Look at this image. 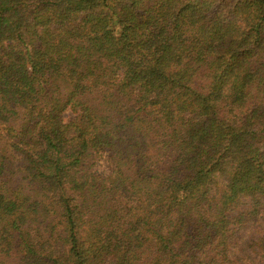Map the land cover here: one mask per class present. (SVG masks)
I'll use <instances>...</instances> for the list:
<instances>
[{
	"label": "trees",
	"instance_id": "1",
	"mask_svg": "<svg viewBox=\"0 0 264 264\" xmlns=\"http://www.w3.org/2000/svg\"><path fill=\"white\" fill-rule=\"evenodd\" d=\"M0 264H264V0H0Z\"/></svg>",
	"mask_w": 264,
	"mask_h": 264
},
{
	"label": "rangeland",
	"instance_id": "2",
	"mask_svg": "<svg viewBox=\"0 0 264 264\" xmlns=\"http://www.w3.org/2000/svg\"><path fill=\"white\" fill-rule=\"evenodd\" d=\"M74 119V115L72 113H67L65 115V122L69 123ZM96 171L100 174H107L108 173V166L105 164V162H102L97 168Z\"/></svg>",
	"mask_w": 264,
	"mask_h": 264
}]
</instances>
